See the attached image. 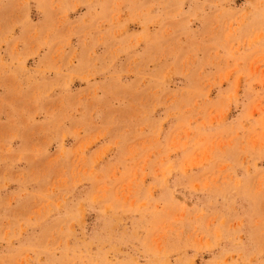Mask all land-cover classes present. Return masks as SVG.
Masks as SVG:
<instances>
[{"label": "rangeland", "instance_id": "1", "mask_svg": "<svg viewBox=\"0 0 264 264\" xmlns=\"http://www.w3.org/2000/svg\"><path fill=\"white\" fill-rule=\"evenodd\" d=\"M0 264H264V0H0Z\"/></svg>", "mask_w": 264, "mask_h": 264}]
</instances>
